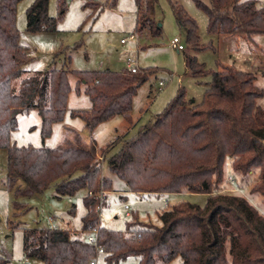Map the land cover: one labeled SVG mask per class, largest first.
Here are the masks:
<instances>
[{
  "label": "trees",
  "instance_id": "obj_1",
  "mask_svg": "<svg viewBox=\"0 0 264 264\" xmlns=\"http://www.w3.org/2000/svg\"><path fill=\"white\" fill-rule=\"evenodd\" d=\"M21 1L0 0V149L7 151L9 187L16 188L17 194H41L55 185L58 198L85 190L83 231L98 230L105 264L132 258L134 264H264V216L247 199L222 195L219 190L230 158L234 172L241 176L259 170L262 182L251 193L264 197V106L260 105L264 91L255 83V74L229 67L211 72L209 89L200 104L190 106L181 90L153 123L111 144L119 148L108 159L109 169L130 193L207 197L204 205L180 202L163 209L161 226L135 220L126 223L124 232L113 230L102 225L97 211L99 193L110 191L113 181L102 175L96 140L84 148L75 134L79 143L67 141L51 149L18 147L10 144V136L17 130L18 115L35 110L41 117L42 139L50 137L53 125L67 111L70 76L78 79V92L79 85L85 84L91 102L87 110H73L72 117L83 119L93 133L100 124L119 116L129 131L134 97L148 75L128 68L120 72L62 68L25 74L27 55L16 25ZM135 1L136 33L160 35L159 0ZM194 1L207 14L210 34L239 38L250 48L257 46L255 37L264 34V9L258 0ZM49 2L35 0L28 8V32L57 31L65 0H58V18L49 16ZM172 10L189 45L202 50L196 21L180 5L172 4ZM188 70L195 78L209 73L196 57L188 58ZM24 75L18 81L20 87L14 89V81ZM23 250L28 260L43 264H90L96 255L87 240L58 227L25 229ZM0 264L9 261L0 256Z\"/></svg>",
  "mask_w": 264,
  "mask_h": 264
},
{
  "label": "rangeland",
  "instance_id": "obj_2",
  "mask_svg": "<svg viewBox=\"0 0 264 264\" xmlns=\"http://www.w3.org/2000/svg\"><path fill=\"white\" fill-rule=\"evenodd\" d=\"M34 1L22 0L18 4L16 16L20 44L25 48L27 55L23 65L25 74L62 68L75 71L120 72L126 69L125 61L134 59L138 62L139 73H146L148 79L139 87L134 97L133 126L129 131L124 119L118 116L100 124L94 132L95 136L90 134L83 119L71 116L73 110L89 109L91 102L85 93V84L79 85L78 92V79L70 76L72 91L67 111L64 119L53 125L50 137L42 139L41 117L34 110L18 115L17 130L12 132L10 144L18 147L58 148L68 139L71 131L79 133L84 140L89 137L87 144L85 141L79 143L75 134L71 133V140L79 143L81 147L89 148L92 140H96L98 156L102 159V175L113 181L111 192L105 193L102 209L105 216L107 210H115L111 219L104 221L105 227L113 230L124 231L126 222L135 220H141L143 224L146 222L148 225L161 226L159 214L162 210L180 202L204 205L207 197L201 194L161 196L168 200V206L162 203V198L155 196L147 201H140L136 196L128 195L126 202L120 201L121 195L116 194L123 193L128 187L109 169L108 159L115 155L119 148V145L111 148V144L115 143L118 137H132L141 127L153 123L181 90L185 92L190 106L200 104L205 91L209 89L211 72L229 67L254 73L257 77L255 83L264 91V34L255 37L257 46L251 45V48L239 38L212 35L208 31L207 14L194 0H159L156 21L162 27L161 34L154 36L137 33V40L125 44L121 40L127 39L137 30L138 7L135 0H65V13L58 19L57 31L32 33L26 29V11ZM259 2L264 4V0ZM172 4L180 5L196 21L200 44L204 47L202 50L195 51L189 45L185 29L178 24L174 16ZM48 13L50 17H59L58 0H50ZM175 38H179L184 51L178 52L172 47ZM189 57H196L198 63L204 65L209 73L195 78L187 68ZM25 77L26 75L14 81V89L20 87L18 84ZM162 81L166 82V86L159 90ZM260 105L264 106V97L260 100ZM108 150L105 156L104 152ZM7 177V151L0 149V256L5 257L9 264H23L27 259L23 250L24 230L53 228L49 218L54 219V226L72 230L84 240L92 235L90 231H83L82 226V219L86 214L85 190L77 192L74 196L58 198L55 185H51L41 194H17L16 188L9 187ZM261 182L259 170L254 169L248 175L241 176L234 172L232 161L228 158L219 190L222 195L247 199L264 216V197L259 193H251L252 188ZM127 204L138 218L132 217L133 215L126 216L123 205ZM132 260L134 259L119 264H132ZM29 264L43 263L29 259Z\"/></svg>",
  "mask_w": 264,
  "mask_h": 264
},
{
  "label": "built area",
  "instance_id": "obj_3",
  "mask_svg": "<svg viewBox=\"0 0 264 264\" xmlns=\"http://www.w3.org/2000/svg\"><path fill=\"white\" fill-rule=\"evenodd\" d=\"M92 1V0H91ZM138 38V34L137 33H134V34H131L127 39H123L122 40V43L125 44L126 42L128 41H134V40H137ZM172 47L174 49H176L178 52H181V51H184L185 48L183 45H181L180 43V40L179 38H175L173 41H172ZM127 68L130 69L133 73H136V72H139L140 71V68L138 67V64H137V61L134 60V59H128L127 60ZM166 83L165 82H160V89L159 90H162L163 87H165ZM105 193L106 192H103L101 191L98 195V200H99V204H98V208H97V211H98V214H99V218L100 220H107V218L105 217V215H103V212H102V209H103V199L105 197ZM90 196H92L93 194L90 193L89 194ZM162 203L165 205V206H168V200L164 197L161 199ZM49 222L52 223V219H49ZM92 233V235H90L88 238H87V241L88 243H90L91 245L94 246L95 248V258L90 262V264H98V260H99V257L100 256H103L105 254V250H104V247L99 243V240H98V230L97 229H94L92 231H90ZM23 264H29V260L26 259V261L23 263Z\"/></svg>",
  "mask_w": 264,
  "mask_h": 264
},
{
  "label": "crops",
  "instance_id": "obj_4",
  "mask_svg": "<svg viewBox=\"0 0 264 264\" xmlns=\"http://www.w3.org/2000/svg\"><path fill=\"white\" fill-rule=\"evenodd\" d=\"M258 2H259V0H258ZM259 4L262 6V8L264 9V4H261L260 2H259ZM224 37V36H223ZM138 39V38H137ZM121 42H122V40H121ZM127 43V42H126ZM137 61V60H136ZM125 62H127V61H125ZM137 64H138V62H137ZM139 67V66H138ZM126 68H127V63H126ZM187 68H188V66H187ZM71 70V69H70ZM256 73V72H255ZM165 82V81H164ZM166 83V82H165ZM166 86V85H165ZM122 118V117H121ZM133 126V125H132ZM74 133V134H79V133H77V132H75V131H71L70 132V134H69V137H68V139H66L65 140V142H64V144L67 142V141H72V142H74L73 140H71V136H72V134L71 133ZM89 133V132H88ZM90 134H93V136H95V134H94V132L93 133H90ZM89 134V135H90ZM79 136H80V142H83V141H85V143L87 144L88 143V140H89V137H88V139L87 140H84L82 137H81V135L79 134ZM97 142V141H96ZM84 143V142H83ZM63 144V145H64ZM63 145H61V146H63ZM108 192H111V190L110 191H108ZM116 195H121V196H119L120 198H119V200L120 201H127L128 200V195L130 196V195H133V196H136L137 197V199H139L140 201H147L148 199H150L151 197H153V196H155V197H157L156 195H151V196H141V195H137V194H134V193H130L128 190H125L123 193H121V194H116ZM164 196H168V195H164ZM159 198H161V197H159ZM106 201H107V199H106ZM106 203V202H105ZM106 207V206H105ZM123 208H124V210H125V212H126V216L127 217H130L131 215H132V211L130 210V208H129V205L127 204V205H123ZM108 211V215L106 214V218L108 219V220H101V223H102V225L103 226H105L104 225V221H109L110 219H111V216H112V214H114L115 212V210L114 211H110L109 212V210H107ZM114 212V213H113ZM86 213H87V210H86ZM49 219H52V221L54 220L53 218H49ZM140 222H142L141 220H139ZM129 222V221H128ZM144 222V221H143ZM127 223V222H126ZM145 224H146V222H145ZM52 225H53V228H57V226H54V221L52 222ZM52 228V227H51ZM64 230H68V229H64ZM125 230H126V224H125ZM124 230V231H125ZM69 231H71V232H73L72 230H69ZM123 231V232H124ZM74 233V232H73ZM74 234H76V233H74ZM77 235V234H76ZM78 237H80L79 235H78ZM81 238V237H80ZM83 239V238H82ZM129 260V259H128ZM102 263H105V261H104V255L103 256H100L99 257V260H98V264H102ZM132 264H134V260H132Z\"/></svg>",
  "mask_w": 264,
  "mask_h": 264
}]
</instances>
